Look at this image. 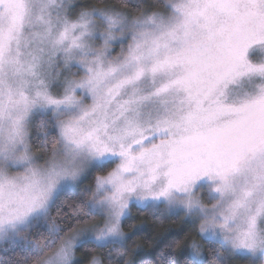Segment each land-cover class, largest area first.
Here are the masks:
<instances>
[{"label":"snow or ice","instance_id":"1","mask_svg":"<svg viewBox=\"0 0 264 264\" xmlns=\"http://www.w3.org/2000/svg\"><path fill=\"white\" fill-rule=\"evenodd\" d=\"M133 208L264 264V0H0V264H144Z\"/></svg>","mask_w":264,"mask_h":264},{"label":"trees","instance_id":"2","mask_svg":"<svg viewBox=\"0 0 264 264\" xmlns=\"http://www.w3.org/2000/svg\"><path fill=\"white\" fill-rule=\"evenodd\" d=\"M72 211L73 208L67 205L62 208V212L68 213L69 216ZM132 214L133 218L123 225V231L130 237L128 240L129 259L152 264L160 250L174 239L180 240L182 245L191 244L195 240L202 246L205 255H208L209 241L202 239L195 231H190L189 227H185L181 217L171 216L163 208L156 217H153L149 212L136 209ZM97 254H99V250L88 251L85 248H78L76 264H88L91 256ZM0 255L10 256L12 253H0ZM115 258L114 253L113 259L115 260ZM105 264H107L106 261ZM233 264H240V262L234 261Z\"/></svg>","mask_w":264,"mask_h":264},{"label":"rangeland","instance_id":"3","mask_svg":"<svg viewBox=\"0 0 264 264\" xmlns=\"http://www.w3.org/2000/svg\"><path fill=\"white\" fill-rule=\"evenodd\" d=\"M261 55H262V53L259 52V51H253V52L251 53V56H252V58H253L254 60H259V59L261 58ZM134 210H135V208L132 209V212H133ZM204 240H207V239H204ZM75 264H76V260H75Z\"/></svg>","mask_w":264,"mask_h":264}]
</instances>
